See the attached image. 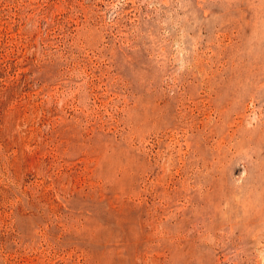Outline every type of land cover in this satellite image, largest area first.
Wrapping results in <instances>:
<instances>
[{
	"label": "rangeland",
	"instance_id": "1",
	"mask_svg": "<svg viewBox=\"0 0 264 264\" xmlns=\"http://www.w3.org/2000/svg\"><path fill=\"white\" fill-rule=\"evenodd\" d=\"M0 264H264V0H0Z\"/></svg>",
	"mask_w": 264,
	"mask_h": 264
}]
</instances>
